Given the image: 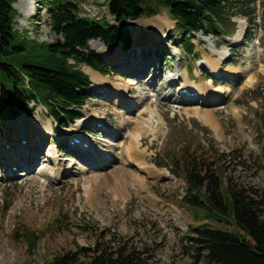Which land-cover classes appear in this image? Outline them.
Instances as JSON below:
<instances>
[{"label":"rangeland","instance_id":"rangeland-1","mask_svg":"<svg viewBox=\"0 0 264 264\" xmlns=\"http://www.w3.org/2000/svg\"><path fill=\"white\" fill-rule=\"evenodd\" d=\"M67 1L78 4L81 17L115 24L105 0ZM12 6L17 12L16 31L38 43L55 40L40 0H15ZM252 7L248 21L233 18L236 34L231 38L196 34L195 53L187 56L167 8L158 9L155 17L127 19L124 26L134 41L131 50L124 51L120 43L88 44L107 61L111 73L99 76L98 82L92 80L81 120L58 130L41 106L30 103L31 117L21 115L19 121L0 125V134L10 142L7 150L6 143L0 146V264H46L57 253L76 250L77 244L92 248L97 239L108 247L121 243L134 247L140 251L139 264H193L183 237L205 220L202 210L196 216L183 201L185 151L201 157L222 179L231 178L241 187L264 193V0H255ZM238 22L244 24V34L236 44ZM145 29L155 30L144 35ZM159 32L164 33L162 39H157ZM215 52L226 53L219 77L206 63L207 59L217 61ZM79 69L90 73L86 66ZM233 71L235 76L230 75ZM176 73L186 76L192 86L209 85L210 97L180 100L177 89L185 81L180 78L178 84H168ZM214 87L224 93L214 94ZM149 111L156 117L153 122ZM205 114L216 125L200 118ZM97 122L104 127L96 128ZM14 123L21 124L15 126L16 137L9 127ZM49 124L53 136L47 133ZM140 131L143 134L133 154L147 162L152 176L127 164L125 151ZM74 132L90 140L92 155L79 154L76 149L82 144L67 148L66 137ZM23 136L29 137L24 145L11 140ZM55 139L61 148L58 159L68 171L57 181L50 179L46 157ZM215 151L224 155L222 161L214 159ZM24 153L34 159L20 166ZM172 158L177 160L176 167ZM156 171L161 172L159 178ZM133 177L142 181L135 182ZM211 223L235 229L232 220ZM25 228L40 235L34 249L22 236Z\"/></svg>","mask_w":264,"mask_h":264},{"label":"trees","instance_id":"trees-1","mask_svg":"<svg viewBox=\"0 0 264 264\" xmlns=\"http://www.w3.org/2000/svg\"><path fill=\"white\" fill-rule=\"evenodd\" d=\"M105 1L113 25L104 18L81 17L78 4L72 1L40 0L55 40L38 43L14 29L15 0H0V120L13 121L21 114L30 117V103L42 106L58 130H65L83 118L82 109L89 101L93 82L79 66L101 76L111 73L101 55L88 44L99 41L110 47L120 43L124 51L129 50L131 36L124 26L127 19L151 18L161 7L167 8L176 32H180L177 35L182 51L194 55L195 34L232 36L231 19L249 18L254 12L251 5L255 3V0ZM126 4L134 8L129 17L124 15ZM223 156L216 152L214 159L222 161ZM171 163L176 167L177 160L172 158ZM182 168L183 201L196 216L202 210L205 220L190 227L183 237L193 264L201 260L205 264H264V193L241 187L231 178L222 179L201 157L189 151H185ZM173 173L176 174L175 170ZM229 220L233 221L234 230L211 223ZM22 234L29 248L34 249L39 233L25 228ZM139 254L127 243L108 247L97 239L92 248L77 244L76 250L57 253L46 264H139Z\"/></svg>","mask_w":264,"mask_h":264},{"label":"bare ground","instance_id":"bare-ground-1","mask_svg":"<svg viewBox=\"0 0 264 264\" xmlns=\"http://www.w3.org/2000/svg\"><path fill=\"white\" fill-rule=\"evenodd\" d=\"M238 24H239V27L242 29H240V32L237 34V38H236V44H238L240 41H241V37H242V35L244 34L243 33V30H244V24L242 23V22H238ZM157 36H158V38L157 39H162V37L164 36V33L163 32H159V34H157ZM153 41V40H152ZM139 44H137L136 45V48H138L139 46H138ZM215 54L217 55V63L215 62V61H213V60H210V59H207L206 60V63L208 64V66L211 68V70L214 72V75L217 77H219L220 76V74H222V70L220 69V62H222L223 60H224V54H226V53H223V54H219V53H217V52H215ZM227 57V56H226ZM225 57V58H226ZM88 68V67H87ZM88 71L90 72L89 73V76H90V78H92L91 80H93V81H96V82H98V81H100L102 78H100V79H98V77L100 76L98 73H96V72H94V71H92L90 68H88ZM91 74V75H90ZM232 74H234V75H232ZM175 75H177V76H175ZM174 76H175V80H171V79H169V81H168V84H169V86L171 87V86H173V85H176V84H178V83H176L177 81H176V79H180L181 78V80L182 81H185L184 82V84H183V86L181 85V86H179V88L177 89V92H178V95H179V97H182V98H179L180 100H185L183 97H185L186 99H197V98H200V97H202V98H204V99H208L209 97H210V93L208 92V90L209 91H212V90H210V88H209V85H201V86H192L191 84L192 83H190L191 81L190 80H188V78L186 77V76H183V78L181 77V75H179V73H176ZM231 76H235L236 75V71H233V72H231V74H230ZM97 76V77H96ZM100 77H102V76H100ZM104 78V77H103ZM190 81V82H189ZM210 83V82H209ZM210 84H212V83H210ZM175 87V86H174ZM178 87V86H177ZM219 88V87H218ZM217 88L216 87H214V89H213V92H214V94H216V95H218V94H222V93H224L223 92V90H221V92L220 93H217ZM184 91H186V92H192V93H195V96L196 97H190V96H187L186 95V93H184ZM218 96H220V95H218ZM130 101V100H129ZM189 101V100H188ZM198 103H200V102H198ZM124 107H129L128 105H126V106H124ZM198 113V112H197ZM149 114L151 115V120H152V122H153V119L154 118H156L155 117V115H154V113H152V112H150L149 111ZM199 114H200V112H199ZM198 114V115H199ZM200 116H202V117H200ZM199 117L202 119V120H204V121H206L207 123H210V125H216L215 124V121H214V119H213V117L212 116H210V115H208V114H205V115H200ZM19 120H21L20 118H18L17 119V121H19ZM81 120V119H80ZM36 121H38V119H36ZM78 121V120H77ZM35 122V121H34ZM98 123H100V122H97V123H95V124H98ZM101 124V123H100ZM73 125V124H72ZM126 125H128L127 123H126ZM18 127V126H21V124H18V123H14V124H12V125H10L9 124V127H10V130L12 129V131H11V133H14L13 135V137H16V131H17V128L16 127ZM79 126L80 125H78V127L77 128H79ZM102 125H100V127L98 128L97 126H96V128H98V129H101V128H103L104 127V125H103V127H101ZM8 127V128H9ZM150 127V126H149ZM15 128H16V130H15ZM214 128H215V126H214ZM67 129V128H66ZM109 129V128H108ZM134 130H136L137 131V129H136V126H135V128H134ZM47 133H52V136H53V133H54V130H53V128H52V126L49 124L48 125V128H47ZM61 132V131H60ZM146 132H148V131H146ZM3 133V132H2ZM1 133V134H2ZM142 132L140 131V134H138V135H136V137H134V136H132L131 137V141H130V144H129V147H128V149L125 151V155H126V159H127V164L128 163H131V164H134V165H136V167L138 168V169H140L142 172H144V173H146V175H148V176H152L153 175V170H152V168H150L149 167V165L147 164V162H144L142 159H140V158H137V156L136 155H134L133 153V150H134V146H138L137 145V143H138V140H139V137L140 136H142V134H141ZM0 134V146H3L5 143H10L9 142V138H6L5 136H2ZM11 138V137H10ZM21 138H25V139H28L29 137H27V136H23V137H20V138H17L16 140H14L13 138L11 139L12 140V142L13 141H15V142H17V141H19ZM66 138H78V139H81V141H82V143H85L86 144V147L84 148L82 145L80 146V147H78L77 149L76 148H73V146L71 145V147L73 148V149H76V150H80V152H79V154H81V152L82 151H85L87 154H86V156H88V155H92L91 154V151H92V149L91 150H89L88 151V149H90V148H92V145H91V143H90V140L88 141L86 138H81L80 137V134L77 132H74V133H72V134H70V135H68ZM65 138V139H66ZM4 140V141H3ZM36 148V146L34 147L33 146V149H35ZM35 154H36V152H35ZM47 156V162H49L50 164H51V173H49V175H50V179H52V180H55V181H57V180H59L60 178H64L63 177V175L64 176H66V174L68 173V171L66 170V169H64L63 168V165L60 163V161H59V159H58V156H57V154H56V148L52 145V142L50 143V149H49V151L47 152V154H46ZM20 157H26V158H24L23 160H21V162L20 163H18V165H20V166H23L22 165V162L24 163V162H26V161H33V157H32V154H30V153H24L23 155H20ZM92 158H93V156H91L89 159H90V162H92ZM9 162V161H8ZM33 164H34V166L37 164V161H35V162H33ZM129 165V164H128ZM130 166V165H129ZM28 167H30V165H28ZM33 169H29V171L31 172ZM42 171V170H41ZM44 171V170H43ZM117 173L119 174V172L117 171ZM116 173V174H117ZM120 173H121V175L122 176H124L125 175V173H124V170H122V171H120ZM42 174V173H41ZM131 174V173H130ZM107 175V174H106ZM161 175V172H159L158 173V171H156V174H155V177L156 178H159V176ZM117 177V176H116ZM132 179V178H131ZM133 179L135 180V182H137V181H139V182H141L142 180L140 179V178H136V177H133ZM133 181V180H132ZM34 182V181H33Z\"/></svg>","mask_w":264,"mask_h":264},{"label":"water","instance_id":"water-1","mask_svg":"<svg viewBox=\"0 0 264 264\" xmlns=\"http://www.w3.org/2000/svg\"><path fill=\"white\" fill-rule=\"evenodd\" d=\"M133 12H134V8H133L132 5L126 4V5L124 6V15H125L126 17L131 16V15L133 14ZM103 61L106 62L105 60H103Z\"/></svg>","mask_w":264,"mask_h":264},{"label":"crops","instance_id":"crops-1","mask_svg":"<svg viewBox=\"0 0 264 264\" xmlns=\"http://www.w3.org/2000/svg\"><path fill=\"white\" fill-rule=\"evenodd\" d=\"M153 28H154V27H153ZM151 29H152V28H151ZM153 30H155V29H153ZM153 30H152V32H153ZM156 30H158V29H156ZM150 31H151V30H146V29H145V31H144L145 34H144V35L152 33V32H150Z\"/></svg>","mask_w":264,"mask_h":264}]
</instances>
